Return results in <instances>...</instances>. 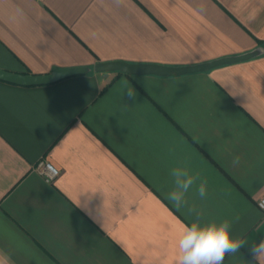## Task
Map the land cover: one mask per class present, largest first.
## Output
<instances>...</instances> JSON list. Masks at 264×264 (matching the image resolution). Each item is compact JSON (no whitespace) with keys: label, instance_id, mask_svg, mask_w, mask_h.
<instances>
[{"label":"crops","instance_id":"crops-1","mask_svg":"<svg viewBox=\"0 0 264 264\" xmlns=\"http://www.w3.org/2000/svg\"><path fill=\"white\" fill-rule=\"evenodd\" d=\"M255 49L263 54L177 76L93 70L193 66ZM70 68L87 72L41 86L0 81V264H174L194 220L229 221L244 246L223 264H256L264 0H0V70ZM39 161L57 176L47 180ZM177 167L198 177L180 208L166 198Z\"/></svg>","mask_w":264,"mask_h":264},{"label":"clouds","instance_id":"clouds-1","mask_svg":"<svg viewBox=\"0 0 264 264\" xmlns=\"http://www.w3.org/2000/svg\"><path fill=\"white\" fill-rule=\"evenodd\" d=\"M126 95L134 100L137 93L133 86L125 80ZM173 189L166 194V198L180 208L187 203L185 196L196 185L198 177L189 174L186 168H173L170 171ZM207 182L201 181L196 187L200 198H205ZM232 224L225 220L201 223L194 220L190 225H184L176 240V256L174 264H223L225 255L237 254L244 245L240 240L234 239L230 234ZM250 252L256 264H264V239L251 245Z\"/></svg>","mask_w":264,"mask_h":264},{"label":"water","instance_id":"water-1","mask_svg":"<svg viewBox=\"0 0 264 264\" xmlns=\"http://www.w3.org/2000/svg\"><path fill=\"white\" fill-rule=\"evenodd\" d=\"M263 54L261 49H255L249 53L225 57L211 62L184 67H164L151 64H131L122 61L99 62L95 64L93 70L96 73H121L129 76L155 75V76H177L191 73L206 72L213 68L242 62L256 58ZM85 68H70L53 70L47 75L18 74L0 70V81L19 86H41L56 83L64 78L86 73Z\"/></svg>","mask_w":264,"mask_h":264},{"label":"built area","instance_id":"built-area-1","mask_svg":"<svg viewBox=\"0 0 264 264\" xmlns=\"http://www.w3.org/2000/svg\"><path fill=\"white\" fill-rule=\"evenodd\" d=\"M36 170L43 175L47 180L55 178L58 174L57 170L44 161H39L36 165ZM256 206L264 216V198L256 201Z\"/></svg>","mask_w":264,"mask_h":264}]
</instances>
